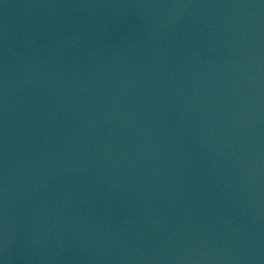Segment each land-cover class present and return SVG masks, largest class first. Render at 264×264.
<instances>
[{"label": "water", "instance_id": "obj_1", "mask_svg": "<svg viewBox=\"0 0 264 264\" xmlns=\"http://www.w3.org/2000/svg\"><path fill=\"white\" fill-rule=\"evenodd\" d=\"M0 264H264V0H0Z\"/></svg>", "mask_w": 264, "mask_h": 264}]
</instances>
